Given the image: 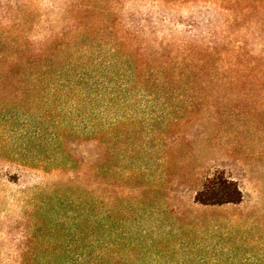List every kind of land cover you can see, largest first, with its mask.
<instances>
[{"label": "rangeland", "instance_id": "obj_1", "mask_svg": "<svg viewBox=\"0 0 264 264\" xmlns=\"http://www.w3.org/2000/svg\"><path fill=\"white\" fill-rule=\"evenodd\" d=\"M29 2L0 0V264H264V0H83L78 33L43 51L23 36L68 24L64 0ZM147 12L171 22L150 34ZM193 20L228 42L178 46ZM116 44L150 95L88 121L58 71ZM215 173L240 203L194 202Z\"/></svg>", "mask_w": 264, "mask_h": 264}, {"label": "trees", "instance_id": "obj_2", "mask_svg": "<svg viewBox=\"0 0 264 264\" xmlns=\"http://www.w3.org/2000/svg\"><path fill=\"white\" fill-rule=\"evenodd\" d=\"M21 1L24 0H10L11 4H18ZM28 3L30 4L29 0H27V4ZM47 8L49 9L53 7L52 5H49ZM58 9L61 13V18L53 20V22L69 23L66 25L64 24L63 28L58 31L53 30V28L49 26L46 28V33L43 38L40 39L38 37L37 41H35L36 43L31 40H34L37 37L35 38L29 34H25L23 38L27 40V45L32 44L33 47L40 45L39 51H43L45 50L44 48H48L55 44L57 39L59 40L61 37L65 38L67 36L65 28L70 26V24L72 25V30H76L75 34H77V29L79 28V14L81 12H89L93 10L94 7H92L90 4L84 3L83 0H64L62 6ZM130 15L131 24L136 28L144 30L143 28H145L146 25L144 22H141L142 20L140 19L142 17H139L140 14H138L137 11H134ZM146 15H148L150 19H145V21H151L153 24V29L150 30V34L157 31V28L155 27L160 22H171V20H168L166 17H162L158 20V16L153 17V12H147ZM136 22H139V24L136 25ZM204 22L206 23V26L213 25V21L207 20ZM20 23L22 22L19 20L15 23L18 29L22 26ZM187 26L190 28L186 30L189 35L187 36L186 40H184V42H179L177 44L178 46H182L183 49L186 48V46L188 47L191 45H194L195 48L200 47V45H204L202 50L214 52L220 43L225 44L228 42L227 36H222L221 39L218 38V35L214 32L206 35L205 30H200V23L198 21H190ZM171 33L172 32H170V34ZM199 34H201V37H199ZM80 35L81 34L77 35L75 38H78ZM6 39L8 41V38H5V40ZM5 44L12 46V43L8 44L7 42ZM118 46L120 45L116 44L112 46V50L110 49V51H106V53H112V55H110V60H101L100 56H98L96 59L85 60L86 53L82 52L83 56L80 58L81 62L79 61L78 63L79 67L74 69V72H70L71 68H67L65 65L62 66L58 71L57 75L59 76V79L55 82L52 91L55 93L57 91L63 93L64 89H67V91H69L73 97L79 98L80 102L76 103L73 101L75 111H78V108L81 106V102H86L85 104H87L89 107V114L85 115V119L88 121H91L92 116H94V119H100L103 107L101 101H104L105 99L111 103H114L116 100H121L122 103L125 104L134 97H147L150 95L149 92L138 88L140 87L139 84H141V81L140 77L138 76V70L134 66L132 60L129 59L122 61L118 58ZM240 51L241 47L237 46L236 50H234L236 56L241 55ZM22 53L27 56L26 51L24 52L22 50L21 54ZM7 57L9 58L10 54H6L5 52H3V55L0 54V58ZM47 62H50L49 66H54L52 63L53 60L49 59ZM71 63L75 64L77 62L72 61ZM91 66L93 67L91 68ZM148 74H150V76H154V78H158V80L162 79L164 83L168 82V80H164V78L160 76L161 74L156 73V71L155 73L148 72ZM93 102L97 103L96 106H93ZM90 134L97 135L96 130L91 131ZM242 198L243 194L237 182L228 178L223 173H215L205 179L202 187L195 195L194 202L203 206H221L226 204H238L241 202Z\"/></svg>", "mask_w": 264, "mask_h": 264}]
</instances>
